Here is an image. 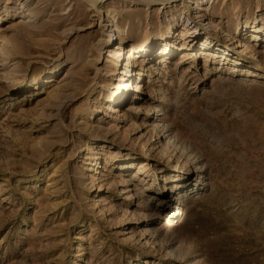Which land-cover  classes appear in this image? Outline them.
<instances>
[{"label": "rangeland", "instance_id": "1", "mask_svg": "<svg viewBox=\"0 0 264 264\" xmlns=\"http://www.w3.org/2000/svg\"><path fill=\"white\" fill-rule=\"evenodd\" d=\"M0 264H264V0H0Z\"/></svg>", "mask_w": 264, "mask_h": 264}, {"label": "bare ground", "instance_id": "2", "mask_svg": "<svg viewBox=\"0 0 264 264\" xmlns=\"http://www.w3.org/2000/svg\"><path fill=\"white\" fill-rule=\"evenodd\" d=\"M107 42H110V40H108ZM209 44H203L202 46H208ZM169 49H171V48H169ZM221 49H223V51H225L226 50V48H221ZM130 51V50H129ZM125 75V74H124ZM119 81L120 82H122V84L121 85H123V87H124V89L126 90L128 87H129V84H128V82L127 81H123V78L121 77V78H119ZM117 87V86H116ZM118 94H120V97H121V92L120 91H118Z\"/></svg>", "mask_w": 264, "mask_h": 264}]
</instances>
